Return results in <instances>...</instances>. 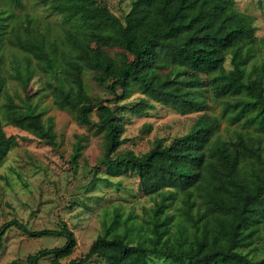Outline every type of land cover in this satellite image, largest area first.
I'll list each match as a JSON object with an SVG mask.
<instances>
[{
    "label": "trees",
    "instance_id": "1",
    "mask_svg": "<svg viewBox=\"0 0 264 264\" xmlns=\"http://www.w3.org/2000/svg\"><path fill=\"white\" fill-rule=\"evenodd\" d=\"M9 1L14 7L23 2ZM39 1L62 14L63 34L52 36V28L38 17L27 13L16 19L11 9L0 6V47L8 43L31 55L51 77L46 83L58 108H77L79 117L90 122L96 105L104 136L101 162L108 170L131 169L139 191L154 196L140 220L131 212L103 220L85 256L66 264H82L92 254L105 264H149L150 253L171 264H264V153L259 143L241 135L220 137L219 118L204 112L167 144L158 142L140 154L129 148L118 152L122 118L103 100L94 103L84 80L92 70L98 83L114 92L120 86L117 97L137 86L153 100L181 109L204 108L203 86L208 85L215 97L237 95L226 104L232 120L264 129V57L253 76L245 66L257 42L253 16L238 10L234 0H131L122 17L103 0ZM112 47L132 57L122 60L109 51ZM3 63L0 53V165L17 144L5 133L2 119L54 141L40 112L21 109L11 96L1 100L7 75L23 78L18 66L6 75ZM152 106L143 99L133 109ZM79 151L78 145L74 162ZM10 226L34 237H65L61 246L28 254V264H39L48 254L52 264H59L76 246L63 220L56 229L34 230L12 217L0 224V239ZM0 264H17V259Z\"/></svg>",
    "mask_w": 264,
    "mask_h": 264
},
{
    "label": "rangeland",
    "instance_id": "2",
    "mask_svg": "<svg viewBox=\"0 0 264 264\" xmlns=\"http://www.w3.org/2000/svg\"><path fill=\"white\" fill-rule=\"evenodd\" d=\"M103 1L120 17L131 3V0ZM234 5L254 18L257 42L245 65L252 72L264 57V0H234ZM0 6L11 9L12 17L16 19L27 13L38 17L42 25L52 28V36L63 34L66 21L48 3L23 0L20 7H14L9 0H0ZM91 46L93 49L98 47L94 40ZM109 51L122 60L132 57L125 49L112 47ZM0 53L4 56L3 72L6 75L13 72L15 66L23 75V78L7 75L1 100L6 102L11 96L21 109L40 112L45 128H51L54 133V141L49 142L2 119L5 133L13 135L17 144L6 152L0 165V224L16 217L29 229H56L63 220L73 231L76 246L71 254L59 258V264H66L72 258L79 260L101 232L103 220L108 221L116 212L123 216L131 212L140 220L153 204L154 196L139 191L138 177L131 169L108 170L101 162L104 136L98 127L96 105L91 109L90 122L79 117L77 108H58L46 83L51 77L40 71L31 55L8 43L0 47ZM53 66L58 69L57 63ZM225 66H231L229 57ZM94 73L92 70L84 73L87 93L94 103L103 100L123 121V142L118 152L129 148L140 154L158 142L167 144L173 137L187 132L196 117L205 112L219 118L220 137L227 139L241 135L259 143L264 153V129L229 117L230 109L226 104L237 95L215 97L205 85L202 97L206 106L181 109L153 100L137 86H133L128 94L117 97L121 93L120 86H116L114 92L106 84L98 83ZM110 82L108 79L107 83ZM143 99L153 106L135 111L133 106ZM78 145L80 151L74 162ZM64 242L65 237L61 235L34 237L10 226L0 239V263L17 259V264H28V254L45 247L61 246ZM52 258V254L41 256L39 264H52ZM148 262L171 264L169 259L155 253L148 255ZM82 264L105 262L99 255L92 254Z\"/></svg>",
    "mask_w": 264,
    "mask_h": 264
}]
</instances>
